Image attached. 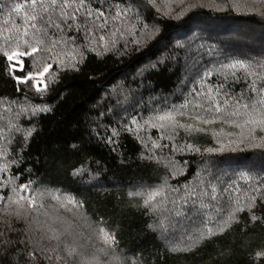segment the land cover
Masks as SVG:
<instances>
[{"label": "trees", "instance_id": "1", "mask_svg": "<svg viewBox=\"0 0 264 264\" xmlns=\"http://www.w3.org/2000/svg\"><path fill=\"white\" fill-rule=\"evenodd\" d=\"M125 4L132 7V19L139 15L138 29L144 25L159 28L156 37L139 50L129 42L126 53L121 54L124 41L119 37L115 48L109 46L106 50L98 40L84 47V37L73 35L74 43L63 46L61 67L46 53L22 58L23 75L42 71L44 63L52 64L50 74L44 78L47 88L43 92H37L30 81L18 83L13 79L21 73L11 71L9 61L0 54V131L7 134L0 141V147L7 145V154H0V163L16 161L9 174L19 177L18 184L36 181L35 187L58 188L81 201L84 207L78 212L59 211L65 220L63 227L77 238L82 234L81 242L89 247L102 246L95 240V230L98 226L106 228L115 234V252L127 257L130 264H264V256L256 258L257 252L264 251V221L253 222L247 210L239 213L237 221L222 234L190 251H169V247L182 248L188 243L186 232L190 228L180 227L188 221L172 216L171 211L149 212L140 207L139 198L127 195L141 185L159 184L164 178L178 190L175 196L183 195L186 187L199 185L202 179L205 184L216 183L217 178L228 181L240 171H264V148H253L250 141L239 147L230 144V140L241 138V130L231 124L218 121L204 126L180 118L182 123L205 130H178L175 139H161L163 130L132 123L135 118L142 125L143 119L165 104L171 107L183 103L193 89L220 87L224 76L215 69L221 63L264 58V5H253L249 0L247 7L259 8L262 14H257L234 10L229 0H185L182 6H171V16H164L163 0H155V6L149 0H125ZM182 9L187 10L179 19L172 18ZM127 38L131 41L132 37ZM69 51L76 56L74 66H68ZM206 70L212 75L205 76ZM235 71L237 76L243 74L242 70ZM201 78L202 89L198 83ZM250 83H234L230 78L222 91L240 93ZM36 108L47 111L33 114ZM9 123L24 131H10ZM27 130L31 134L25 138ZM253 135L259 140L264 133L257 130ZM152 142L168 147L153 149ZM188 144L199 151L189 150ZM159 157L167 159L171 167L157 162ZM80 169L81 174H74ZM7 178L0 174V179ZM240 184L246 187L243 181ZM3 194L7 195V189ZM51 203L45 201L46 206ZM165 207L173 208L171 203ZM253 213L264 217V205L257 203ZM162 223L168 241L162 238ZM13 227L24 229L23 223L14 222ZM6 235L18 241L22 233ZM33 235L38 239L40 234L30 231L23 238L27 241ZM27 249V243L16 245L7 254H0V264H30ZM36 254L39 264H46L39 260L38 251ZM102 264L111 261L102 257Z\"/></svg>", "mask_w": 264, "mask_h": 264}, {"label": "snow or ice", "instance_id": "2", "mask_svg": "<svg viewBox=\"0 0 264 264\" xmlns=\"http://www.w3.org/2000/svg\"><path fill=\"white\" fill-rule=\"evenodd\" d=\"M184 2L185 0H163L165 11L162 15L171 16V6L179 7ZM212 2L214 3V0ZM250 2L253 5H264V0H250ZM149 3L155 6V0H149ZM248 3L249 0H229L234 10L243 9L262 14L259 8L247 7ZM197 6L204 5H191V7ZM186 10L182 9L172 18L179 19ZM157 11H161L159 7ZM0 15L3 16L0 22V54L9 61L11 71L21 73L19 76L14 75L13 79L18 83L32 82L37 92L46 90L44 78L46 74H50L52 64L44 63L42 71H29L27 75H23L25 61L22 58L24 57L31 58L46 53L57 67H61L65 56L63 46L74 43L73 35L77 39L80 36L84 37V47L98 40L100 47L106 50L109 46L115 48L119 40H123L124 52L121 54H124L129 42L139 50L159 32V28L155 25L151 27L144 25L143 28L138 29L136 24L140 22L139 15L132 19V7L125 4V0H115L113 3L109 0H0ZM136 33L139 35L137 36ZM127 37H132L131 41ZM67 55L70 56L68 66H74L72 61L76 60V56L72 55L71 51ZM235 70H242L243 74L237 76ZM215 71L224 76V83L220 87L216 89L209 87L207 91L193 89L195 95L190 92L183 103L171 107L165 104L147 119L142 118V125L138 124L135 118L132 123L137 124L138 127L146 125L158 131L163 130L161 139H175L174 134L178 130L197 133L205 130L190 123H182L180 118L191 119L204 126L222 121L241 130V138L230 140V144L239 147L245 141H250L251 147L264 148V136L257 140L253 135L257 130L264 133V58L250 61L237 59L227 64L221 63ZM204 75L211 76L212 71L206 70ZM230 78L234 83H239L241 80H251V83L240 93L222 91ZM202 80L203 78L198 81L201 89ZM23 111L21 109V112ZM39 111H47V109H33V114ZM8 128L15 132L24 131L12 123H9ZM245 132L247 135L244 134ZM30 134L31 130H27L25 138ZM6 136V133L0 131V141H4ZM8 142L11 143L10 138ZM157 147L166 148L168 145L152 142V148ZM187 147L189 150L199 151L194 149L192 144H188ZM173 150H176L175 147ZM220 150H224L223 144ZM205 151L210 152L212 149ZM0 154H7V145L0 147ZM148 159L152 160L153 157L149 156ZM161 161L171 167L167 159L157 158V162ZM15 163V160L0 163V174L8 177L0 179V254H7L9 249L16 245L27 243L26 257L30 264H39L37 251L39 260L45 261L46 264H102V257H108L111 264H130L127 257L115 252L117 246L115 234L110 233L106 228L98 226L95 230V240L102 246L89 247L87 243L81 242L82 234H79L81 238H77L68 227H63L65 220L59 215V211L63 209L66 212L73 210L78 212L84 207L83 203L61 189L48 186L35 187L36 181L30 180L18 184L19 177L9 174V168ZM82 172L83 169H80L74 174L79 175ZM241 181L246 187H241ZM221 187L222 190L218 191ZM208 188L211 189L210 192ZM4 189H7V195L3 194ZM174 193H178V190L170 187L167 178L159 184L141 185L135 191L127 193L130 199L139 198L142 201L140 207L149 212L171 211L172 216L188 221L187 225H180L181 228H190V231L186 232L188 243L182 248L169 247V251H190L192 247L198 246L205 240L222 234L237 221V215L245 210L248 211L253 222L264 221V217H258L253 213L257 203L264 205V171H240L229 177L228 181L217 178L216 183L205 184L202 179L199 185L186 187L183 195L174 196ZM46 200L53 203L46 206ZM169 203L173 206L172 210L165 207ZM40 216L45 219L39 220ZM84 219L88 218L84 217ZM14 222L23 223L24 229H15ZM33 225L37 226L33 228ZM160 227L162 238L168 241L167 229L163 223ZM14 231L22 233L20 240H14L6 235ZM30 231L39 233V238L36 239L33 235L25 241L23 237H28ZM33 240L36 241L35 244ZM181 243L183 244V234ZM109 251L112 252L111 256ZM19 252L17 248V254ZM262 256L264 251L256 253L257 259ZM136 264H139V261Z\"/></svg>", "mask_w": 264, "mask_h": 264}]
</instances>
